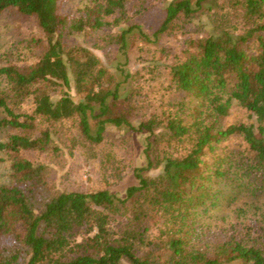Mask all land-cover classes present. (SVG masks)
I'll use <instances>...</instances> for the list:
<instances>
[{"label":"trees","instance_id":"trees-1","mask_svg":"<svg viewBox=\"0 0 264 264\" xmlns=\"http://www.w3.org/2000/svg\"><path fill=\"white\" fill-rule=\"evenodd\" d=\"M82 1L0 0L45 34L34 60L0 67V264H264V0ZM158 1L148 33L139 18ZM190 23L197 35L166 67L176 96L134 121L132 40ZM97 50L125 61L112 70ZM65 122L92 146L107 124L144 134L123 196L57 188Z\"/></svg>","mask_w":264,"mask_h":264},{"label":"rangeland","instance_id":"rangeland-1","mask_svg":"<svg viewBox=\"0 0 264 264\" xmlns=\"http://www.w3.org/2000/svg\"><path fill=\"white\" fill-rule=\"evenodd\" d=\"M82 2L64 0V4L70 9L79 7ZM155 3V8L139 18L148 33L158 26L160 9L164 5L160 1ZM197 31L196 23L185 26L178 24L161 35L155 43L138 38L132 40L127 53V63L123 66L132 74L129 88L133 91L135 103L138 105L131 119L135 121L150 112L158 111L168 98L176 96L166 67L179 55L183 41L189 36H196ZM44 40L45 34L34 16L21 15L14 8L0 13V67L13 59L14 63L17 61L20 65L31 62L39 53ZM17 52L23 55L21 59H18V56L15 58ZM96 53L101 62L112 70L116 69L117 63L125 61L121 55L109 59L102 51L97 50ZM12 54L14 57H11ZM68 91L75 101L81 99V94H77L73 89ZM55 127L59 128L57 125ZM61 127L62 162L53 166L51 177L57 188L82 192L108 188L114 194L123 196L125 188L137 182L133 169L144 164L143 133L129 135L124 128L107 124L104 143L92 146L80 139L76 126L70 122H65ZM4 135L5 133H0V137ZM239 143L238 138L230 137L218 145L233 148ZM22 154L29 159L44 160L43 156H38L32 151H24ZM4 158L5 155H0V183L7 179V161ZM241 200L237 204L242 203ZM118 220L114 225H117ZM75 238L77 241L81 239L80 236Z\"/></svg>","mask_w":264,"mask_h":264}]
</instances>
